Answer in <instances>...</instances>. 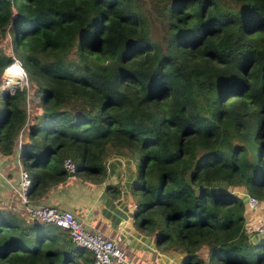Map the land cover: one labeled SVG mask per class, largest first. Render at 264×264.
Listing matches in <instances>:
<instances>
[{
	"label": "trees",
	"instance_id": "trees-1",
	"mask_svg": "<svg viewBox=\"0 0 264 264\" xmlns=\"http://www.w3.org/2000/svg\"><path fill=\"white\" fill-rule=\"evenodd\" d=\"M150 1L0 0V74L19 57L39 109L0 93V155L18 146L29 195L66 178L64 158L96 184L126 151L132 216L177 264H264L238 193L264 203V0ZM0 264L92 256L0 208Z\"/></svg>",
	"mask_w": 264,
	"mask_h": 264
},
{
	"label": "crops",
	"instance_id": "crops-1",
	"mask_svg": "<svg viewBox=\"0 0 264 264\" xmlns=\"http://www.w3.org/2000/svg\"><path fill=\"white\" fill-rule=\"evenodd\" d=\"M33 104L35 103L32 102L30 105V111L38 113L39 109L33 107ZM0 105H2L1 102ZM22 139L27 140V138ZM18 154L19 148L17 146L12 153L0 155V208L7 209L9 203L14 199L18 170L21 166ZM108 183V180H103L100 183L93 184L79 174H70L68 172L62 182L49 186L42 193L37 192L36 189L28 195V200L32 204L47 203L67 208L76 217L80 218L84 226L89 230H99L108 236L119 234L122 237L121 244L125 248L132 264H163V262L159 261L160 258L164 257V255L167 257L170 254L169 252L172 251L174 253V251L156 249V245L151 241L150 235L146 234L147 231L143 227L141 230L136 229L135 223L137 219L130 215L134 207L133 200L129 199V195L117 185L116 181L111 183L116 189H107L111 193L104 195L105 187ZM238 193L244 201V190H239ZM118 194H122L121 200L116 198ZM246 212L255 214V211L249 212L248 210ZM13 213L18 217H26L21 208ZM125 237L126 241H124ZM142 237L148 239V244L150 245L151 243L150 247H155V249L144 247L143 243H141L143 241ZM170 257L176 258L172 253Z\"/></svg>",
	"mask_w": 264,
	"mask_h": 264
},
{
	"label": "built area",
	"instance_id": "built-area-1",
	"mask_svg": "<svg viewBox=\"0 0 264 264\" xmlns=\"http://www.w3.org/2000/svg\"><path fill=\"white\" fill-rule=\"evenodd\" d=\"M26 81V73L21 59L12 55L11 61L0 74V93H13L16 88L26 85ZM62 162L68 172H73V163L69 158H64ZM29 184V173L20 166L14 189V199L9 203L8 210L14 212L21 208L29 219L52 223L62 228L75 246L90 251L92 264H131L125 258V248L122 247L119 234L108 236L99 230H89L84 226L83 221L67 208L47 203H30L27 194ZM243 197L245 211H256L261 206L255 196L244 192ZM254 231L257 235L264 236V214Z\"/></svg>",
	"mask_w": 264,
	"mask_h": 264
},
{
	"label": "rangeland",
	"instance_id": "rangeland-1",
	"mask_svg": "<svg viewBox=\"0 0 264 264\" xmlns=\"http://www.w3.org/2000/svg\"><path fill=\"white\" fill-rule=\"evenodd\" d=\"M153 3L155 5V1L153 2L150 0H143V6L145 9H148V10H151ZM225 3H228V1H225ZM156 23H157V21H154V24H152V31H151V34L154 38H158L160 33H161L160 25H158ZM26 77H27V75H26ZM22 88H24V91H25V101H26V105H27V113L30 114V110H31L30 105L32 103L31 101H33L32 100L33 95H32V88L30 86V81L28 78L26 81V85L22 86L21 89ZM33 102L36 103V100ZM1 106H3V104L0 105V107ZM105 161H106L105 164H106L108 172H107V176L104 177V180H106V181L108 180L109 181L108 184H110V185H112L111 184L112 182L116 181L117 185H119L121 188H123V191H125V193L127 195H129V199L131 201L133 200V203H134L135 198L132 196V194L129 192V189H128L130 181L134 177V172H135L133 170V165H132V161L130 159L129 154L126 151L121 152V153H109L107 155ZM243 189H240V190H243ZM114 191H116V190H114ZM110 193H111V191L106 190L104 195H108ZM122 197H123L122 194H118V196L116 198L121 200ZM248 214L246 215V224H247V229L250 232V231H254V229L258 225L261 217L264 214V203L261 204L259 209H257L255 211V214H250V213H248ZM130 215H132V211H131ZM135 226H136V229H138V230H141V228H142L141 226H139L137 224V222L135 223ZM146 234H149V233L146 232ZM142 238H143V241H141V240L140 241H141V243H143L144 247L152 249L153 247H150L151 243H150V245L148 244L149 240L144 238V237H142ZM150 239H151V235H150ZM121 240H122V237H121ZM124 241H126V237L124 238ZM140 241H138V242H140ZM151 241H152V239H151ZM155 247H156V249H160L157 247V245ZM155 247L153 249H155ZM199 252L202 255H205V249L204 248H202ZM169 253L170 254L172 253L173 255H175V257L177 259L176 258L174 259V257L171 258L170 254H169V255H167V257L165 255H164V257L162 256L159 261L163 262V264H177V260H178L177 252L173 253L171 251ZM125 258L127 259L128 262H130L132 264V262L128 258L126 251H125Z\"/></svg>",
	"mask_w": 264,
	"mask_h": 264
},
{
	"label": "water",
	"instance_id": "water-1",
	"mask_svg": "<svg viewBox=\"0 0 264 264\" xmlns=\"http://www.w3.org/2000/svg\"><path fill=\"white\" fill-rule=\"evenodd\" d=\"M70 174H72V172H69ZM254 237V236H257V234L255 233V231H250L249 233H248V237Z\"/></svg>",
	"mask_w": 264,
	"mask_h": 264
}]
</instances>
